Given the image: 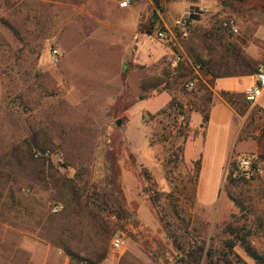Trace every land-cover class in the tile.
Here are the masks:
<instances>
[{"label": "rangeland", "instance_id": "obj_1", "mask_svg": "<svg viewBox=\"0 0 264 264\" xmlns=\"http://www.w3.org/2000/svg\"><path fill=\"white\" fill-rule=\"evenodd\" d=\"M122 1L0 0V264H256L240 242L229 249L228 242L240 238L226 227L236 221L239 236L264 256V176L194 186L181 159L170 166L172 183L162 164L182 144L178 131L191 114L209 112L213 83L185 90L192 74L183 67L169 81L171 95L132 101L128 108L124 99L116 106L117 94L99 92L96 101L106 110L94 120L87 114L92 110L70 101L94 95L71 92L81 84L72 77L85 68L69 58L64 71L62 61L72 52L115 55L120 46L101 45L95 34L131 20L135 8L143 17V35L135 42L148 38L145 49L151 46L154 54L179 42L204 73H214L216 60L247 58L241 41L264 25V0H130L126 8ZM154 11L159 19L149 33ZM181 18L192 27L185 39L174 29ZM157 26L175 31L176 40L157 38ZM169 58L147 66L149 73L171 76ZM173 98L183 113L168 108L151 122L149 115L157 116ZM192 118L194 132L203 118ZM45 152L48 157L36 156ZM115 236L127 242L120 252L111 251Z\"/></svg>", "mask_w": 264, "mask_h": 264}, {"label": "crops", "instance_id": "obj_2", "mask_svg": "<svg viewBox=\"0 0 264 264\" xmlns=\"http://www.w3.org/2000/svg\"><path fill=\"white\" fill-rule=\"evenodd\" d=\"M93 9L97 12L102 11L97 5ZM108 11L120 13L125 10L111 8ZM130 16L131 20L129 21L127 17L120 18L122 21L120 20L121 23L117 27L104 24L105 28L95 34L94 40L101 45L120 46L115 55L109 52L88 54L72 52L66 54L62 61L64 71H67L65 68L68 64H65V61L69 58L79 62L77 66L85 68L80 76L72 77L73 82L77 78L81 84L79 87L72 88L71 92L73 94L76 92L79 94L94 93V95H82V97L73 95L70 97V101L74 106L92 110L87 114L94 120H100L101 118L99 119L98 116H102L100 114L105 113L106 110L96 101L99 92H105L109 96L117 94L113 97L116 106L122 107L123 104L120 103L124 99V108H128L132 101L152 99L162 93L171 95L169 81H172L179 70L183 69V66L179 69L173 68V60L176 55L173 50L177 49V45L180 49L179 53H186L184 47L179 42L171 41L172 48L170 45H164L166 51L162 54H154V49L151 46L149 49H145V45H149L148 38L135 42L139 35H143L139 31L143 18L142 12L132 8ZM97 23L103 24L104 22L98 20ZM93 43L95 42L93 41ZM241 43L246 59L239 62L227 55L230 58L215 61L214 73L209 70L207 74H202L201 82L208 86H210L209 82L213 83L215 101L210 107L209 121L205 129H201V122L199 129L194 130V135L189 137L184 148L186 163L191 164L201 160L199 185L218 180L225 182L229 164L236 155L264 157V94L255 104H249L244 98L245 90L254 82L257 67L264 64V25L257 27L254 37H248ZM172 55L174 56L172 57ZM169 56L173 74L170 76L168 73L163 84L161 83L163 79L158 74L149 73L147 66H154L160 62L162 57ZM207 56L204 53L201 57L207 60ZM89 70H95L96 74H91ZM194 91L196 92L197 89ZM224 94L236 96L234 104L227 101ZM89 99L92 100L91 103L87 102ZM193 113L202 115L196 111ZM192 114L190 120L193 119Z\"/></svg>", "mask_w": 264, "mask_h": 264}, {"label": "built area", "instance_id": "obj_3", "mask_svg": "<svg viewBox=\"0 0 264 264\" xmlns=\"http://www.w3.org/2000/svg\"><path fill=\"white\" fill-rule=\"evenodd\" d=\"M131 5L130 0H124L121 2L120 6L126 8ZM230 29L237 33L236 25L231 22ZM174 29H177V33L180 35L181 39L188 38L192 32L191 23L188 19L181 18L175 22ZM155 35L160 40H168L170 37L176 40V32L168 27L159 28L157 26ZM52 56L59 61L61 53L59 49L53 48L51 50ZM181 66L188 68L191 71L190 76L187 77L183 83V87L187 91H194L197 88L198 82L202 79V74L204 73V66L201 62L190 58L186 53H179L175 55L173 60V68L179 69ZM264 94V64L257 67L254 74V82L248 87L244 92V98L249 104H255ZM37 157L45 156L48 157L49 153L45 152L43 154L37 153ZM264 176V160L258 155H246L239 159L238 169L236 173V178L240 179H251L252 177ZM24 193H30V190H23ZM55 212L59 211L58 206H54ZM126 240L122 236H115L111 242V251L120 252L126 247Z\"/></svg>", "mask_w": 264, "mask_h": 264}, {"label": "trees", "instance_id": "obj_4", "mask_svg": "<svg viewBox=\"0 0 264 264\" xmlns=\"http://www.w3.org/2000/svg\"><path fill=\"white\" fill-rule=\"evenodd\" d=\"M238 1H244V0H238ZM159 19V15L158 12L154 11L153 13V18H152V26L150 28L149 33L152 32V30L154 29V24L156 23V21H158ZM161 83H165L164 79L162 80ZM202 82H198L199 88L202 89L205 88L204 85L202 86ZM146 85V84H145ZM167 85V84H166ZM166 89V88H164ZM206 89V88H205ZM225 99L227 101H229L230 103L234 104L236 96L231 95V94H224ZM145 97V96H144ZM169 109L172 111H177L179 110V105L178 102L175 100V98H173ZM196 112H200L203 116V121L201 124V129L204 130L208 121H209V112L207 114L204 113V111L202 109H198L196 110ZM165 111L157 114V116H153V115H149V117L151 118V122L157 121L154 120L155 118H157L158 116H160L161 114H164ZM179 113H183V109H180ZM192 134L194 135V132L191 130V120H188L187 123H185V126H182L179 131H178V138H182V144L178 147L177 150H175L174 148H171L167 154V156L163 159L162 164L163 167L166 171V174L169 176L170 178V183L173 182V178H171V174H172V169L170 168L171 165L175 164V162H178V160L181 159V162L184 163V165H186V167L192 171V184H194V186H196L198 184V180H199V176H200V170H201V160H197L195 162H192L191 164H187L185 159H184V148H185V144L187 142V140L189 139L190 136H192ZM163 141H165L163 139ZM173 147V146H172ZM237 169H238V164H236L235 162H232L230 164V167L228 169V174L226 177V180H228L230 183H236L238 182V179L236 178V173H237ZM240 180V179H239ZM149 182H150V177H149ZM237 205H240V203L237 201ZM157 217L159 218V214L156 212ZM160 219V218H159ZM161 220V219H160ZM162 222V221H161ZM237 225H236V221H232L231 223L227 224L226 230L231 234L232 237H237L240 238L238 241L236 240H232L230 242H228V247L231 251H234V249L237 247L238 242H240V246L241 248L244 250V252L250 257L252 258L256 264H264V256L261 255L258 251H256L254 249V247L248 242L247 238L245 235L243 236H239L238 232H240V230L237 229ZM238 235V236H236Z\"/></svg>", "mask_w": 264, "mask_h": 264}]
</instances>
